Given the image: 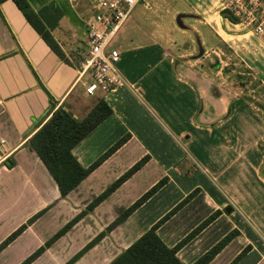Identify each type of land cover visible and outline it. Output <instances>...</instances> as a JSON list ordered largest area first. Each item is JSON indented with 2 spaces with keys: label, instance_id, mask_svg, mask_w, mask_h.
<instances>
[{
  "label": "crops",
  "instance_id": "1",
  "mask_svg": "<svg viewBox=\"0 0 264 264\" xmlns=\"http://www.w3.org/2000/svg\"><path fill=\"white\" fill-rule=\"evenodd\" d=\"M35 1L29 2L37 10L50 2L61 8L62 18L52 34L63 51L72 45L70 38L84 34L60 0ZM67 1L79 20L84 14L81 7L91 6L88 0H77L76 5ZM206 1L184 0L177 10L187 13L185 17L191 18L189 24L196 31L209 30L217 39V48L222 40L254 33L250 29L243 34L232 32L239 22L223 17L221 9L209 17V9H203L207 15L199 11ZM87 17L82 19L86 36ZM130 25L139 26L137 21ZM120 37L118 66L125 85L109 93L88 95L79 67L64 61L47 44L13 0L0 5V243L45 209L0 251V264H21L41 246L44 251L28 264L66 263L111 225L123 208L165 177L167 181L155 194L72 264H108L196 188L198 192L158 228L161 238L173 246L220 209L213 221L179 249V257L192 264L237 228L241 234L208 264H230L249 243L253 247L235 264H264V111H255L233 81L225 84L216 79L219 64H205L206 56H188L192 49L179 43L171 47L174 40L164 32L157 39L153 31H130L127 26ZM100 97L113 114L74 147V154L89 166L124 135L127 139L63 198L55 179L27 142L59 107L82 119ZM146 156L139 170L46 245ZM8 157L15 160L11 168L4 164ZM229 205L232 212L226 211ZM156 210L153 220H143L144 213ZM134 230L137 235L130 239Z\"/></svg>",
  "mask_w": 264,
  "mask_h": 264
},
{
  "label": "trees",
  "instance_id": "2",
  "mask_svg": "<svg viewBox=\"0 0 264 264\" xmlns=\"http://www.w3.org/2000/svg\"><path fill=\"white\" fill-rule=\"evenodd\" d=\"M4 1L6 0H0V5ZM13 1L22 11L27 21L35 28V30L41 35L47 44L64 61L71 63L65 58L63 49L52 34V29L58 25L59 20L62 18L63 12L61 8L55 2H50L37 10L31 5L29 0ZM221 15L223 17L229 18V20L234 23L239 22V18L230 14L228 10H222ZM83 58L84 57H82L81 60H83ZM75 66L79 67L78 64ZM112 114V107L104 98L101 97L98 98L95 106L82 119L74 116L71 111L64 110L62 107H59L28 140L27 145L36 151L50 174L55 179L61 197L65 198L127 139L128 135H124L89 166H84L74 154V147L102 121L107 119ZM146 160L147 156L143 157L128 170H126L117 180L110 184L103 193L97 196L85 210H83L73 219L68 221L62 228H60L46 242V245L51 244L54 240L68 231L81 218V216L84 215L86 211L93 209L113 190H115L125 180L131 177L133 173L139 170ZM4 164L11 168L15 165V160L12 157H8L4 160ZM166 181V177L158 180L149 190L142 194L131 206L122 212L111 225H109L95 239L89 242L64 264H72L75 260H77L96 241L109 232L113 226L125 219L130 213L139 208L146 200L155 194L165 184ZM198 190L199 188H196L187 194L174 208L161 216L149 229L143 232L108 264H185V262L178 255L179 249L191 238L196 236L211 221H213L222 211L220 209L213 211L173 246L168 245L158 234L157 230L172 214H174L183 204L191 199L198 192ZM44 210L45 209H42L32 215L24 223L19 225L9 236H7L0 243V251L11 241H13L19 234H21L29 224L33 223L44 212ZM239 234L240 231L237 228L230 230L192 264H208L229 241ZM250 247L251 244L246 245L244 249L240 251L239 254L230 262V264H235L245 253L250 250ZM44 249L45 246H41L21 264L30 263L33 259L39 256L44 251Z\"/></svg>",
  "mask_w": 264,
  "mask_h": 264
},
{
  "label": "rangeland",
  "instance_id": "3",
  "mask_svg": "<svg viewBox=\"0 0 264 264\" xmlns=\"http://www.w3.org/2000/svg\"><path fill=\"white\" fill-rule=\"evenodd\" d=\"M31 1L36 2L35 0ZM60 1L63 3L64 11L68 14L71 21L77 24V26L81 28L82 32L84 31L82 36H77L76 34L74 35V38H70L72 45L64 51L65 58L70 62L78 64L80 67L82 63L81 59L87 52V36L85 34L84 25L82 24V19L84 16H91L94 13V9H92L89 5L83 6V9L81 7V11H83L84 14L80 16V21L77 15L73 12L68 1ZM146 2L150 4L148 5ZM183 2L184 0H140L134 7L128 19L131 24L133 21H137L139 26L136 28L131 27L130 23L126 24L128 22L127 21L123 25L124 28L122 27L118 31L112 42V46L117 48L121 47L122 40L120 36L123 30L125 28L127 29V26L130 31H153L157 39H161V33L164 32L168 37H172L174 40L169 43L171 47L174 46V44L179 43L182 47H184V49H192V54H189L188 56L192 58H201L206 56L204 62L205 64H219L218 68H215V70L216 73L218 72V69H220L221 72L216 74V79L225 84L233 81L238 89V93H240L239 95L246 99V101L253 106L255 111L259 113H261V110L264 111V39H259L261 36L264 38V35L255 33L250 25L239 19V25H237L232 32L236 34H243L247 33L250 29L254 33L248 32L247 35L234 37L227 42L222 40V44L219 48H217L215 45V41H217V39H214L209 30L199 28V32L196 31L194 26L189 24L191 18L185 17L187 16V13L178 12V6H182ZM202 3L203 8L200 7L199 11H202L205 14L203 9H209L208 15L205 14L208 17L220 9L214 0H207ZM73 4L76 5V1H73ZM146 4L148 5L147 7ZM122 7L125 8V5ZM211 7L212 10H210ZM179 10H182V7L179 8ZM179 13L183 14L181 19L186 26H182L178 23L177 18ZM146 16L147 18L144 20L143 17ZM245 17L246 15L244 18ZM77 19L79 21H77ZM195 23L196 22H194V24ZM182 29L184 32H182ZM211 30H213L212 26ZM211 47L215 48L216 51H213ZM211 68L213 67L210 66L209 69ZM212 71H214V68ZM99 93L100 91H98V94ZM132 194H135V192ZM124 205H127L126 202ZM126 209V207L123 208L121 213ZM157 215V210L151 214L148 212L144 213L143 220H153ZM130 232H132L130 233V239L137 235V230ZM252 247L253 246L251 245L249 249L251 250Z\"/></svg>",
  "mask_w": 264,
  "mask_h": 264
},
{
  "label": "built area",
  "instance_id": "4",
  "mask_svg": "<svg viewBox=\"0 0 264 264\" xmlns=\"http://www.w3.org/2000/svg\"><path fill=\"white\" fill-rule=\"evenodd\" d=\"M88 1L94 13L85 20L87 52L79 67V76L86 94L94 95L98 91L105 94L126 83L118 66L121 52L112 46V42L140 0ZM214 1L221 11L228 10L230 14L250 25L255 33H264V0Z\"/></svg>",
  "mask_w": 264,
  "mask_h": 264
},
{
  "label": "water",
  "instance_id": "5",
  "mask_svg": "<svg viewBox=\"0 0 264 264\" xmlns=\"http://www.w3.org/2000/svg\"><path fill=\"white\" fill-rule=\"evenodd\" d=\"M183 14H179L178 15V18H177V21H178V23L180 24V25H182V26H184V23H183V21H182V19H181V16H182ZM64 110H68L66 107H64ZM226 211H228V212H232L233 211V207L232 206H227L226 207Z\"/></svg>",
  "mask_w": 264,
  "mask_h": 264
}]
</instances>
